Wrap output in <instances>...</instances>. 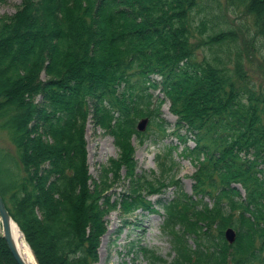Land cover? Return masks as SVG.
<instances>
[{"label": "trees", "instance_id": "trees-1", "mask_svg": "<svg viewBox=\"0 0 264 264\" xmlns=\"http://www.w3.org/2000/svg\"><path fill=\"white\" fill-rule=\"evenodd\" d=\"M67 1L73 7L63 6L62 0H25L26 8L0 26L1 68L10 63L13 52L31 49L30 55L36 53L41 40L34 37L40 26L36 19L44 17V12L54 16L53 8H57L61 18L70 15L66 22H59L62 25L54 24L58 41L52 40L56 45H49L45 58L55 64L47 74L58 77V83L41 90L39 58L21 73L10 65L7 86L0 91V118L8 112L11 119L0 127L7 129L25 173L11 185L10 198L0 194L38 264L97 261L109 205L107 201V207L101 206L100 198L108 186L103 180L101 187L88 174L82 142L65 143L89 107L98 124L115 133L121 157L111 162L113 174L125 164L124 155L129 172L134 169L130 139L161 143L155 156L158 173L132 181L131 190L119 193L127 213L152 215L156 210L147 198L173 189L171 198L156 201L163 211L160 228L172 259L168 263L153 250L139 248L151 264H264V86L255 90L225 81L213 64L201 63L200 53L185 38V21L174 20L170 0ZM176 1L186 5L184 0ZM235 1L249 11L254 3L262 7L255 13L264 34V0ZM53 16L48 18L57 21ZM71 26L92 38L89 54L93 45L106 47V59L87 56L81 41L86 35L80 31L78 36L71 34L70 43L65 34L70 35ZM60 57L72 63L65 71H58ZM39 93L49 103L43 99L36 103ZM166 100L176 117L170 134L160 116ZM142 118L148 124L140 133L136 125ZM47 136L53 141L48 142ZM167 136L182 144L183 155L196 165L191 195L183 192L176 179L175 149L162 142ZM229 228L235 232L233 244L224 238ZM2 253L16 264L0 237Z\"/></svg>", "mask_w": 264, "mask_h": 264}, {"label": "rangeland", "instance_id": "rangeland-1", "mask_svg": "<svg viewBox=\"0 0 264 264\" xmlns=\"http://www.w3.org/2000/svg\"><path fill=\"white\" fill-rule=\"evenodd\" d=\"M30 1L36 3L37 0ZM62 2L63 6L65 5L68 7L73 5L72 3H68L67 0H62ZM184 2L186 5L178 3L176 0H170L168 6L171 8V11L175 12L173 17L177 23L182 20L185 21L183 22V27L186 28L187 32L185 38L191 44L192 49H196L195 52L197 51L198 54H201V56L200 54L197 55L198 60L201 61V63L205 61L211 65L213 64L214 68L217 69L214 71L216 73H221L218 75L225 81L233 80L238 85H248L255 90L264 86V34L260 32V25L257 26L260 20L259 14L255 13L257 9L262 10V7L254 3L250 11L245 10L243 6H238L235 0H184ZM172 6H174L173 10ZM23 8H26L25 0H0V26L3 22L7 23L5 19L9 20L12 15ZM53 9L56 12L54 16L53 13L48 10L49 14L44 12V17L42 16L38 18V20L36 19V22L40 26L39 30L34 33V37L37 39H39V37L41 38L36 53L30 55L29 52L31 49L13 52L10 54V63L1 66L0 91L7 86L6 82L8 81L6 77L7 74H9L8 69L10 65L13 64L15 71L21 73V69L27 68L26 70L29 71L33 64H35L34 61H37L39 58L41 59L38 60V63L40 65L42 64V67L37 82L42 85L43 88H41V90L48 89V87L51 86V82L55 85L58 83V77L52 78L47 74L48 71L54 68L55 64L53 62L47 63L45 58L47 56V50H49V45L53 43L56 45L54 41H58V38L54 35L57 32L56 29L53 28L54 24L62 25V23L59 22H63L66 18H70V15L66 16V18L64 16V18H61L57 8ZM49 16L58 19L55 21L57 24L48 18ZM254 19L257 21L256 24ZM65 22L63 26H67L68 23ZM44 24L47 25L42 26ZM47 29H50V31ZM110 29L111 28L106 25V31L108 30L107 32H109ZM79 31L86 35L83 36L81 41H84L83 43L86 44L84 49L86 50L87 56L89 55V57L96 60H102L103 57L106 59V47H101L100 44L98 46L93 45V52L89 54V46L87 45H89L92 38L88 35V32H85L82 28L78 27L76 29L73 26L69 27L68 33H70V35L66 33V39H70V43L73 42L71 39L72 35L78 36ZM26 32L32 35L31 31ZM29 36L30 35L27 37ZM56 36L58 37L57 34ZM79 37L82 38L80 35ZM182 37L184 39V36ZM22 39L25 40V37H22ZM53 39L54 41H52ZM30 40L31 39L25 43L29 44ZM205 43H208V45ZM60 52H64V50ZM86 53H84L82 57L86 56ZM65 60V57L59 58L58 65H61V67L58 71H65L66 67L72 64L69 63L70 58ZM2 62L3 59L0 58V65ZM63 63L69 64L65 65ZM52 64H54V66H52ZM242 72L244 75H242ZM21 89L25 90L27 88ZM154 94H158V91ZM34 99L36 103L42 101V99L43 102L49 103V100L44 98L40 93L37 94ZM169 105V102L166 100L160 109V116L166 122L168 134H170L176 121V117L169 111ZM3 114L4 116L0 118V125L6 122L9 117L8 112ZM8 121L11 122V119ZM44 127L45 129H49L48 125ZM114 134L111 128H103L102 125L98 124L94 118L92 107H89V111L84 118L78 122L74 131L72 133L68 132L66 136L67 142L65 143L69 144V146L74 142H82V145H84L88 174L98 184L106 180V186H108L107 191H104V193L102 192V188L100 190L102 192L100 198L101 206L104 205L107 207V201L109 205L103 217L105 220L103 222L105 230L99 238L97 261L92 264H151L143 250H138L139 248H143L146 251L153 250L161 259L169 263L172 259L170 246L166 238L161 235L160 231L163 212L158 208L155 202L159 197L164 200L171 198L173 190H161L163 191L162 195L147 198L150 200V203L153 204V208L158 212L155 215H148L140 211L127 213V211L123 209L121 200L119 199V193L131 190V187L137 180H142L144 177L151 179L153 171L158 173L155 156L159 150H161V145H154L151 140H145L141 144L135 138L130 139L128 142V150H130L129 153H131L133 157L134 169L132 173L129 172L127 166L129 160L125 159L124 155L122 161H124L125 164L116 168V175L113 174L115 167H113V164L111 165V162L118 161V158L121 157V153L115 143ZM10 139L7 129L0 127V192L2 195H6V198H10L12 192L10 188L11 185L25 176V173L22 171L17 161L18 151ZM46 140L48 142L53 141L49 136H47ZM163 144H172L177 148L178 142L173 136H167ZM188 146L192 147V143L190 142ZM177 149V156L175 157L178 165L176 179L179 180V185L182 187L183 192L191 195L193 180L190 176L195 171V167L180 153L181 147ZM132 181L135 183H132ZM100 186L102 187L101 184ZM125 221H128V223L125 224ZM13 222L16 224L14 220ZM1 234L2 226L0 219V237ZM0 264H10L3 253L0 254Z\"/></svg>", "mask_w": 264, "mask_h": 264}, {"label": "water", "instance_id": "water-1", "mask_svg": "<svg viewBox=\"0 0 264 264\" xmlns=\"http://www.w3.org/2000/svg\"><path fill=\"white\" fill-rule=\"evenodd\" d=\"M145 124H146V120H142L141 122H139V124L137 126L138 130L143 131ZM0 219H1V226H2L1 238L5 241V243L8 247V250H9L10 254L12 255L15 263L16 264H28L25 260L22 259L21 255L19 254V252L14 247L13 240H12L11 234H10V226L14 222L11 219L9 213L7 212V210L5 208V205H4V202L1 198V196H0ZM225 237L229 243H232L234 241V233L230 229H228L225 232ZM31 254L33 256L35 264H38L37 259H36L35 255L33 254L32 251H31Z\"/></svg>", "mask_w": 264, "mask_h": 264}, {"label": "bare ground", "instance_id": "bare-ground-1", "mask_svg": "<svg viewBox=\"0 0 264 264\" xmlns=\"http://www.w3.org/2000/svg\"><path fill=\"white\" fill-rule=\"evenodd\" d=\"M10 234L13 240L14 247L19 252L22 259L25 260L28 264H35L31 251L26 244L23 235L21 234L19 227L14 223L10 226Z\"/></svg>", "mask_w": 264, "mask_h": 264}]
</instances>
